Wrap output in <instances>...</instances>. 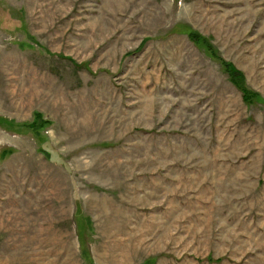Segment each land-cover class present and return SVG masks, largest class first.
<instances>
[{
	"label": "rangeland",
	"instance_id": "obj_1",
	"mask_svg": "<svg viewBox=\"0 0 264 264\" xmlns=\"http://www.w3.org/2000/svg\"><path fill=\"white\" fill-rule=\"evenodd\" d=\"M223 63L264 101V0H0V264H264Z\"/></svg>",
	"mask_w": 264,
	"mask_h": 264
},
{
	"label": "trees",
	"instance_id": "obj_2",
	"mask_svg": "<svg viewBox=\"0 0 264 264\" xmlns=\"http://www.w3.org/2000/svg\"><path fill=\"white\" fill-rule=\"evenodd\" d=\"M190 30L187 31H180L179 33H189ZM192 33H189L188 36H190ZM190 40L195 44L198 45L199 41L196 39H193L192 37H189ZM200 45H203L204 47H209L206 42L204 40L201 39V43ZM208 53H210V51L208 50ZM210 55V54H209ZM212 56V55H211ZM212 58H214L215 60L220 61L221 59L217 56V55H213ZM223 69L224 72L228 75L229 77V81L231 82L232 85H234L241 93L242 95V99L244 104L249 105H261L264 106V101L261 98V96L256 93V92H252L251 90H249L245 84L243 75L241 74V72H239L236 68H234L232 65L230 64H226L223 63Z\"/></svg>",
	"mask_w": 264,
	"mask_h": 264
}]
</instances>
